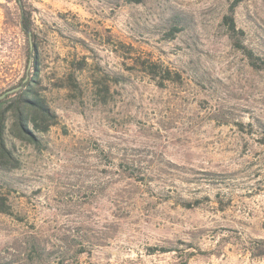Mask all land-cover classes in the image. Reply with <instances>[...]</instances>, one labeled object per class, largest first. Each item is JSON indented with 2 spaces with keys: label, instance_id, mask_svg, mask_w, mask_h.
Returning a JSON list of instances; mask_svg holds the SVG:
<instances>
[{
  "label": "rangeland",
  "instance_id": "rangeland-1",
  "mask_svg": "<svg viewBox=\"0 0 264 264\" xmlns=\"http://www.w3.org/2000/svg\"><path fill=\"white\" fill-rule=\"evenodd\" d=\"M25 2L60 123L14 144L0 264H264V0ZM18 22L0 0V92Z\"/></svg>",
  "mask_w": 264,
  "mask_h": 264
},
{
  "label": "trees",
  "instance_id": "trees-1",
  "mask_svg": "<svg viewBox=\"0 0 264 264\" xmlns=\"http://www.w3.org/2000/svg\"><path fill=\"white\" fill-rule=\"evenodd\" d=\"M19 16V30L22 39L23 72L18 81L0 92V182L5 173L14 172L22 165L16 154L14 144L19 141L24 144L38 146L41 136L59 125V115L49 98V87L46 85L42 73L41 60L37 44L38 35L34 28L33 11L28 8L25 0H14ZM140 4L144 0H130ZM231 29L235 32L232 23ZM251 59L252 54H251ZM142 71L153 79L162 75L169 80V70L153 62H138ZM84 65L80 67L84 69ZM61 84L59 89L72 86ZM12 91V92H10ZM1 184V183H0ZM0 212L9 213L7 197L0 194ZM164 252H167L164 251ZM194 255L189 253L188 257Z\"/></svg>",
  "mask_w": 264,
  "mask_h": 264
},
{
  "label": "water",
  "instance_id": "water-1",
  "mask_svg": "<svg viewBox=\"0 0 264 264\" xmlns=\"http://www.w3.org/2000/svg\"><path fill=\"white\" fill-rule=\"evenodd\" d=\"M10 92H12V91H10ZM4 96H5V94H4V95H1V96H0V99L3 98Z\"/></svg>",
  "mask_w": 264,
  "mask_h": 264
}]
</instances>
